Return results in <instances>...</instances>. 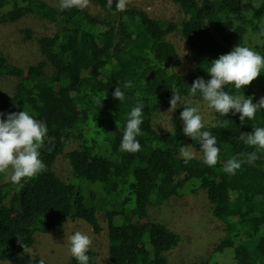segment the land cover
I'll use <instances>...</instances> for the list:
<instances>
[{"label": "trees", "instance_id": "obj_1", "mask_svg": "<svg viewBox=\"0 0 264 264\" xmlns=\"http://www.w3.org/2000/svg\"><path fill=\"white\" fill-rule=\"evenodd\" d=\"M90 1L107 16L85 8L60 11L45 0H0V25L28 15L56 25L52 36L38 40L43 57L54 68L51 75L46 73L47 61L22 68L0 51V75L18 80L13 94L0 92V113L24 108L48 126L40 149L44 170L22 185L3 183L0 174V262L38 264L42 258L28 253L36 234L60 230L68 219L84 221L100 234L97 212L102 210L110 264H169L166 255L180 238L152 221L148 206L203 189L214 216L224 223L225 235L209 261L194 264H264V155L254 165L243 164L234 175L223 171L227 159L254 150L238 137L264 127V110L243 124L239 114L231 112L219 117L216 125L204 124L220 149L212 167L202 163L198 141L182 132L179 113L185 104L171 118L172 131H159L153 123L155 113L169 106L172 90L180 99L189 96L193 80H207L204 69L219 55L237 44L264 55V48L251 41H264L259 34L264 0L255 6L247 0H172L185 15L180 24L136 7L118 11L116 0ZM178 30L190 49L194 71L179 72L177 48L167 40ZM25 33L31 40V31ZM118 81H130L120 103L112 96ZM256 86L264 97V73L243 86L254 103ZM138 99L144 104L142 134L137 137L141 148L122 152L123 126ZM74 142L78 148L66 152ZM181 145L201 156L185 163ZM62 155L72 167L68 182L54 171ZM132 201L135 206L129 209ZM87 254L90 264H97L93 252ZM67 264L77 262L71 258Z\"/></svg>", "mask_w": 264, "mask_h": 264}, {"label": "clouds", "instance_id": "obj_2", "mask_svg": "<svg viewBox=\"0 0 264 264\" xmlns=\"http://www.w3.org/2000/svg\"><path fill=\"white\" fill-rule=\"evenodd\" d=\"M126 3L127 0H116L115 7L118 11H123ZM87 4L88 0H59L58 6L60 11H64L74 7L83 9ZM259 34L264 36V21H261ZM204 70L209 78L205 80L198 77L193 80L188 87V94L199 96L204 105L219 117H224L230 112L233 116L239 114L238 119L243 124L246 118L253 120L257 111L264 110V97L254 103L251 95L246 96L243 93V86L249 85L264 73V55L248 46L237 44L231 51L212 60ZM129 87L130 81H118L112 92L113 98L118 99L119 103L122 102L125 99L123 89ZM230 89L235 90V94ZM172 91L169 113L174 112L180 103V96L175 90ZM143 107V102L138 99L127 113L119 144V150L122 152L134 153L141 148L137 137L142 134L140 125L143 123ZM5 116L6 118H0V174L5 175L13 184L22 185L45 168L40 158V149L45 143L48 126L24 108L18 112L0 113V117ZM179 117L183 134L198 141L202 163L209 167L215 166L220 149L216 136L205 129L200 109L185 104ZM238 139L254 150L227 159L223 171L229 175H234L243 164L254 165L255 161L264 155V127H254L250 133L241 132ZM180 155L185 163L194 158V153L183 145L180 147ZM91 244V238L81 231L67 236L68 253L77 264H90L87 253ZM38 264H45L44 259H40Z\"/></svg>", "mask_w": 264, "mask_h": 264}, {"label": "rangeland", "instance_id": "obj_3", "mask_svg": "<svg viewBox=\"0 0 264 264\" xmlns=\"http://www.w3.org/2000/svg\"><path fill=\"white\" fill-rule=\"evenodd\" d=\"M45 1L51 5L59 4V0ZM259 1L247 0L248 3H252L254 6ZM126 7L140 8L148 12L151 17L173 21L178 24L185 19L180 6L172 0H127ZM85 9L97 16H107L105 11L101 10L90 0H88ZM26 30L31 31V40L27 39ZM55 31L56 25L54 23L33 15H28L16 22L0 25V51L12 63L22 68L35 65L40 61H47L39 49L38 40L43 36H52ZM182 38L181 32L178 30L169 35L167 40L171 41L177 48L178 56L181 60L179 72L186 73L194 71L195 65L191 59L190 49ZM251 41L260 44L264 48L262 39L254 37ZM53 71V66L48 62L46 73L51 75ZM17 83L18 80L13 77L0 75V92L13 94ZM255 91L258 100L263 97V92L259 87L256 86ZM183 104L197 106L200 109L205 125L218 124V114L208 109L199 96H184L180 99L179 107ZM168 109L169 106L163 107L154 115L153 123L159 131H172L171 118L175 111L169 113ZM77 148L78 143L74 142L66 152ZM188 150L192 151L195 157L201 156L194 149L189 148ZM54 171L66 182L72 179V167L65 155L57 159ZM2 182L7 183L10 180L4 175ZM95 186L99 187V184ZM185 190L188 191V188ZM88 192L89 190L87 189L86 195ZM153 204L149 205L147 209L149 218L154 222L164 224L180 238L179 245L166 255L168 263L194 264L209 261L225 235V226L223 222L214 216L213 204L208 199L207 192L203 189L194 192L188 191L183 196L171 198L162 205ZM134 206L135 203L132 201L129 204V209L134 208ZM97 215L102 226L100 234H95L90 225L84 221L68 219L60 230L50 233L38 232L35 236V244L28 250V253L41 257L48 264H67L72 258L68 253L67 236L75 231H81L86 233L92 240L89 250L93 252L96 263L110 264L107 218L102 210H99ZM225 258L229 260L230 256L225 255ZM5 263L0 262V264Z\"/></svg>", "mask_w": 264, "mask_h": 264}]
</instances>
